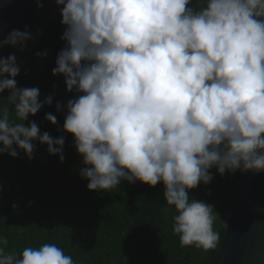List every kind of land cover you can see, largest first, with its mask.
<instances>
[{
	"label": "clouds",
	"instance_id": "9594fccd",
	"mask_svg": "<svg viewBox=\"0 0 264 264\" xmlns=\"http://www.w3.org/2000/svg\"><path fill=\"white\" fill-rule=\"evenodd\" d=\"M56 4L65 46L52 75L76 94L61 131L74 137L87 189L162 184L180 246L216 247L214 207L189 193L213 180V168L264 172V0H200L198 11L192 0ZM31 38L14 29L0 47L23 51ZM19 72L15 53L0 57V93L8 91L20 121L0 110V154L31 160L38 141L62 163L65 136L24 123L53 96L41 101L39 88L17 87ZM44 119L58 123L52 113ZM0 245V264H74L56 244L25 247L19 257L5 252L6 237Z\"/></svg>",
	"mask_w": 264,
	"mask_h": 264
},
{
	"label": "trees",
	"instance_id": "16d2710c",
	"mask_svg": "<svg viewBox=\"0 0 264 264\" xmlns=\"http://www.w3.org/2000/svg\"><path fill=\"white\" fill-rule=\"evenodd\" d=\"M190 6L198 11L200 0H192ZM63 32L58 22L47 26L43 37L26 44L23 51L10 45L0 47V57L13 53L17 57V87L39 88L41 101L53 96L52 104L29 116L25 125L35 122L41 133L65 136L62 163L38 141L31 160L23 151L16 158L0 154V236L8 239L5 252L19 257L25 247L52 243L70 255L74 264H208L224 237L223 224L240 171L220 175L213 168V180L189 193L214 207L213 230L218 240L208 250L180 246L172 230L175 211L166 205L162 184L150 187L122 180L112 190L89 191L88 181L79 175L82 157L73 146L74 137L61 131L66 103L76 95L66 91L63 75H52L57 55L65 46ZM45 51L46 56L36 55ZM8 95V91L0 93V110L7 107L10 121L20 122L5 100ZM57 102L62 105L59 112ZM46 113L55 115L58 123L45 120Z\"/></svg>",
	"mask_w": 264,
	"mask_h": 264
},
{
	"label": "water",
	"instance_id": "95a60500",
	"mask_svg": "<svg viewBox=\"0 0 264 264\" xmlns=\"http://www.w3.org/2000/svg\"><path fill=\"white\" fill-rule=\"evenodd\" d=\"M58 22L56 0H0V41L14 29H27L32 36L28 44ZM223 228L224 237L208 264H264V172L240 171Z\"/></svg>",
	"mask_w": 264,
	"mask_h": 264
}]
</instances>
